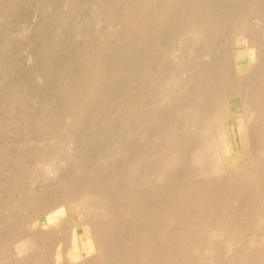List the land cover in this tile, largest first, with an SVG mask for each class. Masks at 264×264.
<instances>
[{
  "label": "rangeland",
  "instance_id": "rangeland-1",
  "mask_svg": "<svg viewBox=\"0 0 264 264\" xmlns=\"http://www.w3.org/2000/svg\"><path fill=\"white\" fill-rule=\"evenodd\" d=\"M263 7L0 0V264H206L219 151L264 171ZM257 187L220 264L261 254L246 244L263 239Z\"/></svg>",
  "mask_w": 264,
  "mask_h": 264
},
{
  "label": "bare ground",
  "instance_id": "bare-ground-1",
  "mask_svg": "<svg viewBox=\"0 0 264 264\" xmlns=\"http://www.w3.org/2000/svg\"><path fill=\"white\" fill-rule=\"evenodd\" d=\"M235 95H238V94L235 93L232 96L227 95V96H222L219 98L216 104L218 116L219 115L223 116L226 101H228L229 98ZM243 101H244V105L245 103L247 105L245 97ZM248 103H251V102H248ZM260 107H262V105ZM252 108L250 109L251 111L253 110ZM248 127L246 128V130H249L251 128L249 127L248 129ZM256 131L258 130L256 129ZM251 132L253 133V131ZM225 133H226L225 128L221 126L218 129V134L217 135L215 134L216 146L218 145L220 146L222 143H224V139H225L224 136H226ZM252 136L254 137V135ZM249 137H250L249 133L247 134V131H245L244 128L243 129L241 128L240 129V140L245 142V144H248V141H249V145H251ZM217 151H218V148H217ZM228 152L224 150V148H223V154H221L219 151L217 155L218 156L217 158H219V161L217 160V162H219L218 163L219 165L222 164V168L220 166V170L222 171L219 172L215 181L207 183L206 192L204 191L206 193L207 219L210 225V229L212 231L209 234V241L207 242L208 245H207L206 250L208 253V258H207L206 264H220L219 257L221 256L220 255L221 252H220V248H217L216 246V241L218 242L219 246L222 245L225 250L227 251L231 250L232 242L230 243L227 242L228 244L225 243L223 239V235H222L223 232H225L224 230L226 228H228V230L232 229L233 231L234 230L246 231V230L251 229L249 224L251 221V217L253 215V209H254L253 207L257 205L260 201L258 198L257 189H256L258 188L257 184L259 185V183H262V182L264 183V171L263 170L262 171H259V170L254 171V170H249V169L248 170L247 169L227 170L225 168V164H226L225 158ZM243 163H244V160H243ZM216 169H218L217 166H216ZM240 203L244 206H242L241 209L236 208V210H234V212L232 213L233 215H231V212L229 213L228 211H224L226 206L232 205V204L239 206ZM253 203H254V206H252ZM261 207L262 209H264V203ZM253 228L256 229L258 232L262 233L263 239L254 240V241L251 240L250 242L246 244L248 248H251V247L254 248L255 246L260 248L261 254L257 256L256 258H247L245 254L243 253V250L235 251L231 253L230 259H228V262L230 264H264V216L257 221L256 226ZM227 253L229 254V252Z\"/></svg>",
  "mask_w": 264,
  "mask_h": 264
}]
</instances>
